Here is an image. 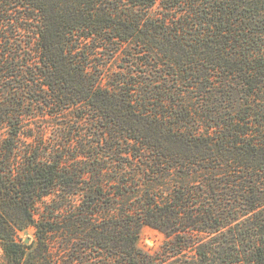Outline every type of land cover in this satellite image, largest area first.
Returning <instances> with one entry per match:
<instances>
[{"label":"trees","instance_id":"trees-1","mask_svg":"<svg viewBox=\"0 0 264 264\" xmlns=\"http://www.w3.org/2000/svg\"><path fill=\"white\" fill-rule=\"evenodd\" d=\"M0 242L264 264V0H0Z\"/></svg>","mask_w":264,"mask_h":264},{"label":"rangeland","instance_id":"rangeland-1","mask_svg":"<svg viewBox=\"0 0 264 264\" xmlns=\"http://www.w3.org/2000/svg\"><path fill=\"white\" fill-rule=\"evenodd\" d=\"M22 235L25 237V239L30 238L29 242L35 240L36 239L35 228L29 227L25 232H23ZM164 240H165L164 233L151 226L146 225L142 230L140 244L146 250L154 252L160 248ZM6 263H7V256L0 242V264H6Z\"/></svg>","mask_w":264,"mask_h":264},{"label":"water","instance_id":"water-1","mask_svg":"<svg viewBox=\"0 0 264 264\" xmlns=\"http://www.w3.org/2000/svg\"><path fill=\"white\" fill-rule=\"evenodd\" d=\"M29 240H30V238H26V239H25V242H27V243H28V242H29Z\"/></svg>","mask_w":264,"mask_h":264}]
</instances>
